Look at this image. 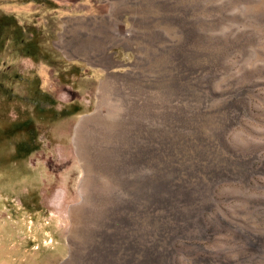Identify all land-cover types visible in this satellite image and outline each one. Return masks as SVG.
<instances>
[{"label": "rangeland", "instance_id": "374dc122", "mask_svg": "<svg viewBox=\"0 0 264 264\" xmlns=\"http://www.w3.org/2000/svg\"><path fill=\"white\" fill-rule=\"evenodd\" d=\"M0 22V222H36L9 264L115 263L123 210L264 264V0H0Z\"/></svg>", "mask_w": 264, "mask_h": 264}, {"label": "bare ground", "instance_id": "6f19581e", "mask_svg": "<svg viewBox=\"0 0 264 264\" xmlns=\"http://www.w3.org/2000/svg\"><path fill=\"white\" fill-rule=\"evenodd\" d=\"M104 94L103 92H101L102 97ZM203 148H205V146ZM90 178H87L86 176V180L83 182L84 185L88 184L87 187H89L90 185ZM106 178L107 177H105L104 180L102 176L100 177V175L94 177V180H92L91 182V187H93V189L97 190L98 192H106L107 188L109 187L107 185ZM84 191H86V189ZM175 199L177 200V198ZM159 217L163 219V216H161V214H156L153 211H150V214H139L123 210L122 212L120 211L114 214V217L110 220L111 223L105 229L104 235L106 236L104 238L107 239V243L105 245L107 247V254H109V257L112 259H110V261H114L115 263L112 262L113 264H238V260L228 259L226 257L222 259L212 257L210 255L192 256L183 245L176 246L174 243H170L177 238L186 239L188 235L186 234V231L184 230L180 222H175V224L172 222L173 218L163 219L164 225L160 227L158 225V227L160 228L158 229V223L156 219H160ZM153 220H155L156 223L154 225H151V222ZM145 226L148 227V230H145V228H143ZM144 235L146 237V242L144 241L146 245L144 248H142L141 244L143 243V240H145ZM178 254L182 255L183 259L177 260L176 255Z\"/></svg>", "mask_w": 264, "mask_h": 264}, {"label": "crops", "instance_id": "0c3cea01", "mask_svg": "<svg viewBox=\"0 0 264 264\" xmlns=\"http://www.w3.org/2000/svg\"><path fill=\"white\" fill-rule=\"evenodd\" d=\"M28 38H22V42L25 45ZM27 45V44H26ZM20 220V219H19ZM0 261L3 264H9L11 262V258L14 257L17 254V250H20V245L16 244V241L11 242L12 245H10V234L13 233L14 236H16L17 230L21 229V227H24L22 230V233H27L28 227H31V232L28 234H34V226L36 222L32 220V223H29L28 221H15L6 219L5 222H0ZM38 224H40V228H45V224L43 220H39ZM26 228V229H25Z\"/></svg>", "mask_w": 264, "mask_h": 264}, {"label": "flooded vegetation", "instance_id": "af4514ba", "mask_svg": "<svg viewBox=\"0 0 264 264\" xmlns=\"http://www.w3.org/2000/svg\"><path fill=\"white\" fill-rule=\"evenodd\" d=\"M6 28V25L4 22H0V34H1V31L3 29ZM22 32V31H21ZM0 41H1V36H0ZM37 41L35 40V38H33V36L29 39H27L26 41V44L30 47H36L37 46ZM39 51H19V54H22L26 57H33L35 55V53H38ZM1 53V51H0Z\"/></svg>", "mask_w": 264, "mask_h": 264}]
</instances>
